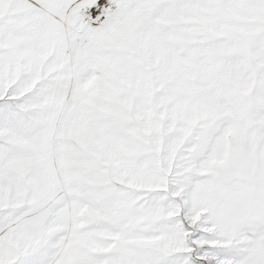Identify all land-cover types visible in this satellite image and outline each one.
Instances as JSON below:
<instances>
[{"label": "snow or ice", "instance_id": "1", "mask_svg": "<svg viewBox=\"0 0 264 264\" xmlns=\"http://www.w3.org/2000/svg\"><path fill=\"white\" fill-rule=\"evenodd\" d=\"M0 264H264V0H0Z\"/></svg>", "mask_w": 264, "mask_h": 264}]
</instances>
